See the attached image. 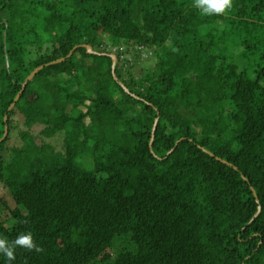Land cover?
<instances>
[{
    "label": "trees",
    "instance_id": "1",
    "mask_svg": "<svg viewBox=\"0 0 264 264\" xmlns=\"http://www.w3.org/2000/svg\"><path fill=\"white\" fill-rule=\"evenodd\" d=\"M192 5L0 0V237L44 249L11 264H264V0Z\"/></svg>",
    "mask_w": 264,
    "mask_h": 264
},
{
    "label": "clouds",
    "instance_id": "2",
    "mask_svg": "<svg viewBox=\"0 0 264 264\" xmlns=\"http://www.w3.org/2000/svg\"><path fill=\"white\" fill-rule=\"evenodd\" d=\"M192 6L198 9L202 15H224L232 8L233 0H193ZM17 248L36 253L44 251L43 247L35 243L31 232H21L12 240L0 237V255L6 257L8 264L16 259Z\"/></svg>",
    "mask_w": 264,
    "mask_h": 264
},
{
    "label": "water",
    "instance_id": "3",
    "mask_svg": "<svg viewBox=\"0 0 264 264\" xmlns=\"http://www.w3.org/2000/svg\"><path fill=\"white\" fill-rule=\"evenodd\" d=\"M81 46H83V47L86 49V52H87V53H93V51L90 49V47H89L88 45L82 44ZM77 47H78V46L73 47V49H72V50L66 55V57L58 58V59H56V60H54V61H52V62H50V63H59V62H63L66 58H69V57L71 56L72 51H73L74 49H76ZM110 57H111V62H112V64H111L112 72H114L115 56H114V54H112V55H110ZM6 63H7V61H6ZM42 67H43V65H40V66L34 68V69L29 73V75L25 78V80H24V81L22 82V84H21V90L16 94V96H15V98H14V102L11 103L10 106L8 107L9 110L13 107L14 103H15L16 100L19 98V96H20V94L22 93V90H23L24 87L26 86L27 82H28V81H29L34 75H36L37 72H38ZM114 78H115V77H114ZM122 87L124 88V90H125L126 92H128L127 89H126L124 86H122ZM3 120H4V122H6V116H4V119H3ZM157 121H158V118H155L154 123H153V126H152V130H151L150 140H149V147H150V148H151V146H152V140H153V137H154V133H155V129H156ZM6 134H7V126H5V128H4V133H3V136L0 138V142L6 137ZM177 143H178V141L175 143V146H176ZM172 150H173V149L169 150V151L167 152L166 155H169V154L172 152ZM204 151H205L206 153H208L210 156H213V154L210 153V152H208L207 150L204 149ZM216 159H217V160H220L218 157H216ZM221 161L224 162V163H226V164H228V163H227L226 161H224V160H221ZM251 189H252V188H251ZM253 194H254V193H253ZM254 196H256V195L254 194ZM255 198H256V197H255ZM256 201H257V199H256ZM259 212H260V206L258 207V210H257V212L255 213V216L258 215Z\"/></svg>",
    "mask_w": 264,
    "mask_h": 264
},
{
    "label": "rangeland",
    "instance_id": "4",
    "mask_svg": "<svg viewBox=\"0 0 264 264\" xmlns=\"http://www.w3.org/2000/svg\"><path fill=\"white\" fill-rule=\"evenodd\" d=\"M145 64H149V61L145 62ZM133 75H136V74H133ZM17 119L18 120L21 119V116L16 117V120ZM18 123H16V125ZM37 129H38V127H36V130ZM17 141H18V139L16 138L15 133H13L11 135L10 140L8 141V144L11 145L12 143H18ZM44 141L46 143H49L55 150L64 151L63 134L62 133H58V134H55L53 136L46 137V138H44ZM0 198L4 199L6 201V203L8 204V206H10L11 208H13L15 206L8 189L5 186H3L2 183H0Z\"/></svg>",
    "mask_w": 264,
    "mask_h": 264
}]
</instances>
